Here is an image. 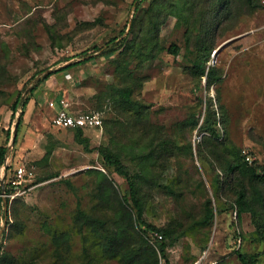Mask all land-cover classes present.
Here are the masks:
<instances>
[{
  "label": "rangeland",
  "instance_id": "1",
  "mask_svg": "<svg viewBox=\"0 0 264 264\" xmlns=\"http://www.w3.org/2000/svg\"><path fill=\"white\" fill-rule=\"evenodd\" d=\"M154 1L0 0V145L6 146L10 181L20 165L35 171L32 183L20 185L24 192L0 264H126L110 254L109 242L103 247V233L91 225L95 221L106 234L116 213L127 217L125 211L133 210L132 198V207L124 202L128 179L105 164L103 147L120 154L132 173L143 160L153 169L142 193L145 218L173 230L166 239L169 262L159 251V264H245L241 253L264 264L251 212L234 203L240 184L252 191L249 180L237 173L230 183L222 178L236 152L264 164V0L253 12L236 0L234 24L207 34L205 41H214L207 65L222 76L212 84L206 75L199 80L194 68L206 25L198 23L189 34L179 13L162 20L153 57L124 47L105 53L116 37L146 36ZM173 42L180 53L169 51ZM82 58L89 60L44 79ZM122 87L134 90L136 103H125ZM53 99L76 112L99 111L102 124L83 129L82 140L77 129L55 127ZM211 104L222 119L218 147L203 139ZM218 174L224 186H218ZM39 176L44 179L35 182ZM12 213L3 202L0 241ZM148 236L158 248L163 234ZM129 244L124 240V250Z\"/></svg>",
  "mask_w": 264,
  "mask_h": 264
},
{
  "label": "trees",
  "instance_id": "2",
  "mask_svg": "<svg viewBox=\"0 0 264 264\" xmlns=\"http://www.w3.org/2000/svg\"><path fill=\"white\" fill-rule=\"evenodd\" d=\"M194 1V2H192ZM157 0L154 1L150 6V20H151V29H148V33L143 37L142 40H131L124 38L117 41V37L112 40V44L105 49V53H112L117 51L121 47H124L125 51L131 50L136 51L138 54L141 52L145 55L146 58L153 57L152 54V42L153 39H158V30L162 20L168 13H179L181 19L187 20L189 22L188 32L192 33L193 29L198 23L206 25L203 33L205 37L199 36V55L195 60L196 74L198 75L199 80L202 76L207 77V83L212 84L218 82L222 79L221 73L218 70L217 66L207 65L208 54L211 51V45L214 44V41L211 40L207 43L206 36L207 34L218 29L219 33H222L224 25L227 21H234L238 19L237 12H235L236 0ZM192 2V11L189 9V4ZM246 9L253 12L254 9L262 6L260 0H244ZM140 7V4H137V8ZM184 11L189 13L187 16L184 15ZM178 14V15H179ZM202 35V34H200ZM208 48L209 52L206 51ZM210 48V49H209ZM145 50V51H144ZM169 51L174 54H178L181 51V47L173 42L169 47ZM92 59V58H90ZM89 60L88 58H82L76 62H72L67 66H61L54 71L46 73L44 79H48L51 75L63 71L67 68H72L78 64L84 63ZM121 97L125 100L127 104L136 103V99L133 97L134 90L130 87L118 88ZM19 99V98H18ZM28 100H24L23 107H26ZM19 100L14 104L15 109L18 107ZM21 122V120H20ZM218 122H222L221 118H217V111L214 104H211L208 108V112L205 118L204 127L206 133H204L203 139L205 142H208L214 147H218L220 143L224 141L221 140L219 129L217 126ZM77 129V136L82 140V128ZM17 136H15V141ZM224 148V147H223ZM222 149V148H219ZM102 154L105 158V164L108 166L114 167V169L127 177L129 182V188L127 190V195L124 197V202L128 205H131L129 202L130 198L133 200V210H126V215H119L116 213L115 219L110 223L107 233L104 231L100 232L101 229L95 221H93L92 229L96 233H103L104 240H101V244L105 247V244L109 242L108 249L112 256L119 255L120 259L126 264H159V251L163 258L168 260L167 255V238L172 236L173 230L170 226L159 227L152 222H149L145 218V202L143 199V189L144 185L149 179L150 175L153 172L151 166L145 162L141 161L140 171L132 173L128 165H126L120 154L111 150L109 148H102ZM249 156V155H248ZM6 157V146L0 145V207L3 204L2 185H1V168L5 163ZM223 166V180L224 183L232 182L233 174L237 173L239 177L247 178L249 180L252 191H248L247 184H240L239 188L236 190V197L234 199L235 205L238 207V210L251 212L253 221L256 225L258 237L264 242V164H257L255 162L250 163L249 160L242 159L238 152L236 156L228 158ZM100 173H102L100 171ZM232 175V176H231ZM44 179L42 176L36 178L35 182L41 181ZM218 186L223 185L220 174L217 176ZM228 185V184H227ZM12 187L10 183L7 184V190L11 191ZM20 199V196L15 197L13 200H9V206L12 208V218L8 221L10 228L6 236L0 241V259L3 257L5 250L4 245L7 242V238H10L12 228L14 226V211L16 202ZM206 218L211 220L214 216V207L212 204V198L209 196L206 200ZM133 212V213H132ZM84 213V212H83ZM85 214V213H84ZM85 221H89L90 217L86 215L84 218ZM100 223L105 225L104 221ZM106 227V226H105ZM149 231H158L163 234V239L159 244L158 248L155 247L148 236ZM129 241L131 244L126 245L124 250V240ZM120 246H122V251H120ZM110 247V248H109ZM114 247V248H112ZM264 253V251H263ZM241 259L245 264H259L255 256H249L245 253H241Z\"/></svg>",
  "mask_w": 264,
  "mask_h": 264
},
{
  "label": "built area",
  "instance_id": "3",
  "mask_svg": "<svg viewBox=\"0 0 264 264\" xmlns=\"http://www.w3.org/2000/svg\"><path fill=\"white\" fill-rule=\"evenodd\" d=\"M49 104L50 106H56V102L54 99L51 100ZM52 124L58 128L87 129L101 125L102 118L99 111L76 112L72 109H69V107L64 106L56 111L55 115L52 118ZM247 158L252 161L250 156H248ZM6 169H8V160L5 161L3 167L1 168V185L2 177L5 176L6 187V191L4 192L2 185L1 195L3 196V201L4 197H7L9 203V200H13L15 197L24 192L20 189L21 184H23L24 182L32 183L35 177V171L32 168L29 169L24 165H20L15 170L14 179L10 181L7 177ZM9 181L12 183L11 191L7 190V184L10 183Z\"/></svg>",
  "mask_w": 264,
  "mask_h": 264
},
{
  "label": "water",
  "instance_id": "4",
  "mask_svg": "<svg viewBox=\"0 0 264 264\" xmlns=\"http://www.w3.org/2000/svg\"><path fill=\"white\" fill-rule=\"evenodd\" d=\"M227 43V42H226ZM226 43H223L222 45H220L216 52L221 49ZM19 123H20V117L17 118V122H16V129H18V126H19ZM15 136H16V132H15V135H14V138L12 139V141H15ZM8 160L7 156L5 158V161ZM2 185H3V191L5 192L6 191V187H5V176L2 177ZM4 202H5V205L7 206L8 205V199L7 197H4Z\"/></svg>",
  "mask_w": 264,
  "mask_h": 264
},
{
  "label": "crops",
  "instance_id": "5",
  "mask_svg": "<svg viewBox=\"0 0 264 264\" xmlns=\"http://www.w3.org/2000/svg\"><path fill=\"white\" fill-rule=\"evenodd\" d=\"M77 66V65H76ZM76 66H74V67H76ZM74 67H72V68H74ZM63 71H66V70H63ZM63 71H60V72H57V73H55V75L56 74H58V73H61V72H63ZM54 75V74H53ZM55 100V102H56V106H50V104H49V107H50V110H52L54 113H53V116L55 115V113H56V111L59 109V108H62V107H64L65 105H58L57 104V100L56 99H54ZM69 109H71V108H69Z\"/></svg>",
  "mask_w": 264,
  "mask_h": 264
}]
</instances>
